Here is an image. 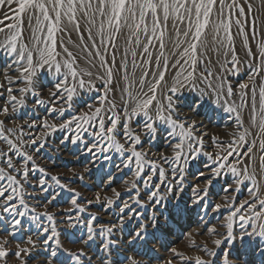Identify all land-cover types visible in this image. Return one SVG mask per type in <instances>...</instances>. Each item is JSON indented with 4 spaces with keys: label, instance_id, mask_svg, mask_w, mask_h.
<instances>
[{
    "label": "snow or ice",
    "instance_id": "6c2138e0",
    "mask_svg": "<svg viewBox=\"0 0 264 264\" xmlns=\"http://www.w3.org/2000/svg\"><path fill=\"white\" fill-rule=\"evenodd\" d=\"M5 6L8 11L0 19V142L6 146L0 148V264H160L157 249L149 244L169 253L162 264H264V33L253 12L264 14V0H0V8ZM234 26L250 58L247 80L236 91L228 79L240 73ZM209 32L211 50L218 59L223 56L216 75L208 59ZM121 37L128 47L118 62ZM73 48L86 54L83 66ZM94 92L92 102L81 99L82 93ZM185 92L195 97L188 100ZM234 95L240 104L229 103ZM205 97L234 114L236 123L229 141L212 138L211 152L204 150L206 133L180 114L183 102L198 113ZM29 106L32 112L43 108L44 117L20 122L30 115ZM246 108L248 127L242 120ZM37 128L40 132L34 133ZM56 131L69 133L60 143L82 145L79 151L93 163L111 161V153H118L117 172L130 174L123 192H96L82 203L81 192L58 175H51L49 183V172L27 149L35 146L39 152ZM86 133L92 138L88 142ZM161 134L167 150L155 153ZM201 155L210 179L185 196L184 165ZM33 172L41 174L38 185L30 182ZM227 173L236 192L250 182L248 198L236 203L228 195L233 186L225 184L221 202L213 204V181ZM114 179L109 173V186ZM65 201L68 208L49 210ZM94 203L105 212L116 205L115 221L98 223V214L88 211ZM176 231L186 241L185 250L168 246L173 242L167 238Z\"/></svg>",
    "mask_w": 264,
    "mask_h": 264
},
{
    "label": "rangeland",
    "instance_id": "374dc122",
    "mask_svg": "<svg viewBox=\"0 0 264 264\" xmlns=\"http://www.w3.org/2000/svg\"><path fill=\"white\" fill-rule=\"evenodd\" d=\"M252 2L255 4L257 3V0H252ZM8 8L5 6L4 8H0V19H3V13L7 12ZM254 15L258 16V28L261 31V33H264V14L258 13L256 9L253 10ZM264 12V10H262ZM243 22V19H242ZM247 30L249 31V35H251L250 28H251V17H249V24L246 26ZM169 32L171 33L172 41L176 39L175 33L172 32L171 25L169 26ZM233 35H234V42L235 47L237 49L238 58L241 60L240 67V73L236 76H228L229 81L232 83L234 91H236L237 85L239 83L245 82L247 80V69H248V62H250V58L245 57V49L243 47V40L242 37H240L237 34V28L233 27ZM85 36H87V32L85 31ZM3 37L0 36V39ZM72 40L77 41L78 37L73 32L72 33ZM67 40V37H65ZM260 37H257V40H259ZM207 40L210 44V51L208 53V59L211 60L212 65H215L214 68V75L218 74L216 72V69L220 67V63L223 60V56L221 55L218 59L217 53L214 50H211V44H212V33L209 32L207 36ZM118 50H117V61L119 62L120 58L125 55L126 48L128 47L125 44V40L123 37H121L118 40ZM251 46L255 50V42H252ZM69 47H73L72 45H69ZM73 50L82 57L81 59V65L83 66L85 61L83 57H85L86 54L80 52L78 48H73ZM136 51H140L141 49H135ZM154 52V54L157 52V49H150ZM168 50H173L172 42H168ZM166 54H168V51H166ZM109 59H111V55H109ZM141 57L137 56V61L139 62ZM129 60V71H131V56L128 55ZM207 62V61H206ZM3 63V58L0 56V64ZM203 67V65L201 66ZM140 75L139 70L136 72V76L138 77ZM151 77H149L150 79ZM121 86H123L124 82L120 81ZM97 87H100L99 82L97 83ZM201 88H205L206 85L201 84ZM45 95L47 92V88L44 90ZM98 93H82L81 99L85 102H92V98L97 96ZM117 98L119 97V92L116 93ZM184 97H187L188 100H191L195 97V94L190 95L189 93L185 92ZM184 98L182 97V101ZM229 103H235L240 104V99L238 95H234L232 100L229 101ZM83 105H80L77 107V111H80ZM25 111L29 112L30 115H25L21 118L20 122H23L25 119L35 118L36 116H39L40 118L44 117V110L43 108H38L35 112L31 111V107L29 106V109H26ZM180 114L181 118H188L189 122L192 120H195L197 122V125L199 126V132L200 133H206L204 136L205 140V151H215L214 146L212 145V138L218 137L219 140L227 142L231 139V134L236 131V123H235V117L234 114L227 113L223 111L222 107H217L215 105H212L209 98L205 97L202 107L197 112H193L189 109L186 102L181 103L180 106ZM249 109H244L242 113V120L245 122V127H248V121H249ZM65 119L68 118L66 115L64 117ZM8 126H12V120L8 121ZM25 131H28L26 128ZM34 133H39L40 129H34L32 130ZM91 131V129H90ZM253 131H255L253 129ZM65 134H69L66 132L56 131L55 133H52L46 138L44 147L40 149L39 152L35 151V146L32 148L27 149L31 154L34 155L36 162L41 166L44 167L49 172V177H46L50 181L51 175H58L62 182L68 183L72 188H75L77 191H80L82 194L81 202L86 203L88 199H94V195L96 192H101V195H110L111 189L116 188L119 191L123 192V180L129 179L130 174L127 176H121L119 172H117V165H121L122 163V157L118 153H111L113 159L111 161H104L102 159L97 160L95 163L92 162V157L86 156L81 154L79 151V148H82V145H72L71 142H67L65 144H61L60 141L63 138ZM70 135V134H69ZM27 139V137H25ZM85 141L88 142L92 138L85 134L84 137ZM252 138L249 137V143H251ZM257 149L259 148V139H257L256 143ZM147 147V144L145 145ZM0 148H6V146L3 144V142H0ZM153 152L158 153L161 151H166L165 146V140L163 134L157 139L155 147L152 149ZM242 151H246L245 149H242ZM259 153L257 151L256 153V160H255V170L257 173L260 171V161H259ZM155 158V157H153ZM205 163H208L207 158L204 156H199L196 159L190 160L187 164L184 165L185 171H184V185H185V196H190L192 191V186H199L201 189H203L208 181L210 179V173L205 168ZM2 166V165H0ZM165 168L168 170V176L171 178V168L168 165H165ZM85 169H89V171H85ZM252 169L250 168V171ZM125 173L128 172L127 169L124 170ZM203 172L204 175L200 176L199 173ZM75 173V175L73 174ZM109 173H111L115 179L111 183V185H108V176ZM147 172L145 173V175ZM41 174L38 172H33L30 174V182L32 184H37L40 179ZM81 176L83 179H81ZM154 181H158V174L153 177ZM234 178L230 173L222 174L220 177H218L216 180L213 181V186L210 189V192L212 195L210 196L211 202L214 203H220L221 198L225 195V193L222 191V188L225 184H231L233 186V190L228 194L231 198L232 196L236 197V203H239L240 201L248 198L247 193V187L250 186V182L245 181L244 184L240 185V191H235V184L233 183ZM139 186L141 190H143V181L141 180L139 182ZM32 189L30 188L29 191ZM39 192V189L37 188V193ZM66 196L69 194H65ZM127 194H124L122 197V200H127ZM37 199H41L40 195H37ZM122 202V201H121ZM69 207V204L65 202H54L53 206H50L49 210L54 212H60L63 209H66ZM43 210V208L39 209ZM89 212H96L98 214V223L103 224L107 223L109 221H115L116 214L119 213V208L116 207V205H113L112 208H110L107 212L104 211V209L97 204H92L88 206ZM224 210H222L223 212ZM209 215L213 216L214 214L211 212V209H209ZM223 216H220V219H222ZM215 219H213V223H215ZM64 226L61 225V228ZM35 231V229H33ZM236 232H239V228H235ZM117 235L119 236L120 233L118 232ZM63 239V237H62ZM169 241H172L173 243L168 246H175L179 248L180 250H185V244L186 241L184 238L180 235V231H176L174 235L169 236L167 238ZM203 239V237H197V241ZM68 246V245H66ZM78 246V245H77ZM149 247H154L157 249L159 256L161 257L162 264L164 259H167L169 256V253L165 250L164 247H161L159 244H149ZM223 247H227V245H224ZM237 247H239V242H237ZM29 264H35V261H29ZM152 264H157L155 260H153Z\"/></svg>",
    "mask_w": 264,
    "mask_h": 264
}]
</instances>
